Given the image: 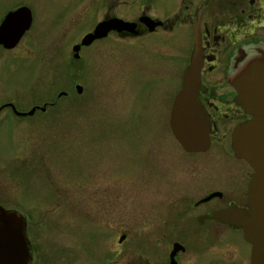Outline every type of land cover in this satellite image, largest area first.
Segmentation results:
<instances>
[{
  "label": "rangeland",
  "instance_id": "1",
  "mask_svg": "<svg viewBox=\"0 0 264 264\" xmlns=\"http://www.w3.org/2000/svg\"><path fill=\"white\" fill-rule=\"evenodd\" d=\"M41 2L31 6L36 15L44 12ZM93 9L73 0L60 7L51 32L36 29V20L14 50L0 54V104L26 112L48 99L56 103L30 117L0 112V198L35 216L50 264L133 262L151 239L140 225L154 204L150 166L157 153L173 160L176 176L186 159L213 158L211 149L186 153L175 140L159 149L153 134L165 130L145 99L137 105V95L144 97L139 82L130 75L122 84L133 73V55L85 48L74 66L71 45L90 26ZM181 72H174L176 92ZM60 91L66 95L57 97Z\"/></svg>",
  "mask_w": 264,
  "mask_h": 264
},
{
  "label": "flooded vegetation",
  "instance_id": "2",
  "mask_svg": "<svg viewBox=\"0 0 264 264\" xmlns=\"http://www.w3.org/2000/svg\"><path fill=\"white\" fill-rule=\"evenodd\" d=\"M38 1L0 2V24L21 8L19 16L29 19L28 27L14 45L7 47L0 43L1 55L14 50L36 20L39 21L36 29L44 34L51 32L61 15L60 7L73 2L40 0L47 2L43 5L41 2L44 12L40 7L39 16L31 8ZM87 3L96 9L90 26L71 45L73 64L76 67L82 64L80 53L85 48L133 55V73L122 78V84L130 75L139 82L137 86L144 97L137 95V105L144 106L145 99L148 111L165 130L153 134L159 149L164 142L176 141L168 125L176 92L174 72L176 69L183 72L195 46L199 51L196 99L209 129L208 147L194 153L200 155L211 149L213 158L186 159L177 166L176 176L172 159L163 153L153 157L157 159L150 166L154 204L150 213L142 215L140 225L141 230H150L151 239L141 242L135 260L127 264H250V244L234 222L250 213L247 191L253 170L231 149L232 129L249 115L235 102L232 82L248 62L264 54V0H87ZM11 29L2 38H9ZM86 35L91 40L80 44ZM76 45L77 56L73 57L72 47ZM76 85L79 83L73 85L75 92ZM61 95L66 92L57 93V97ZM48 100L31 105L28 109H34L31 114L16 115L11 105L18 110L9 101L0 104V112L8 110L14 117H30L53 108L56 103ZM10 203L11 200L4 202L0 198V206L14 212L23 222L22 235L28 252L25 264H50L52 260L41 251L44 230L39 229L35 216L19 213ZM231 211L238 216H229ZM215 213L220 216H213ZM103 264H110V259Z\"/></svg>",
  "mask_w": 264,
  "mask_h": 264
},
{
  "label": "water",
  "instance_id": "3",
  "mask_svg": "<svg viewBox=\"0 0 264 264\" xmlns=\"http://www.w3.org/2000/svg\"><path fill=\"white\" fill-rule=\"evenodd\" d=\"M22 8L11 12L0 24V43L10 47L16 43L28 27L29 19L19 15ZM9 30V38H2ZM91 40L84 36L80 44ZM78 46H73L76 57ZM199 51L196 46L190 56L189 64L181 76L180 88L175 93L170 113L169 128L183 150L204 151L208 147L209 123L196 99L199 69ZM235 102L249 117L238 123L231 132V149L236 157L244 159L253 170L248 186L250 213L237 218L234 224L241 227L243 239L250 244V264H264V54L252 59L235 76L233 82ZM77 92L80 86L76 85ZM16 115L31 114L18 112ZM219 217V214H213ZM23 222L14 212L0 206V264H25L28 252L22 235ZM119 235L117 241L124 239Z\"/></svg>",
  "mask_w": 264,
  "mask_h": 264
},
{
  "label": "bare ground",
  "instance_id": "4",
  "mask_svg": "<svg viewBox=\"0 0 264 264\" xmlns=\"http://www.w3.org/2000/svg\"><path fill=\"white\" fill-rule=\"evenodd\" d=\"M247 193H248V191H247ZM247 214H249V213H247ZM229 216H233V217H236V216H238L236 213H233L232 211L230 212V214H229ZM243 216V215H242ZM242 216H240L241 218H242Z\"/></svg>",
  "mask_w": 264,
  "mask_h": 264
}]
</instances>
